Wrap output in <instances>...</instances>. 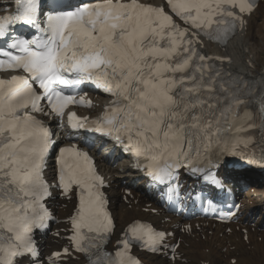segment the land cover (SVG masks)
I'll return each mask as SVG.
<instances>
[{
    "label": "snow or ice",
    "instance_id": "6c2138e0",
    "mask_svg": "<svg viewBox=\"0 0 264 264\" xmlns=\"http://www.w3.org/2000/svg\"><path fill=\"white\" fill-rule=\"evenodd\" d=\"M13 4L0 14V264H57L62 254L75 253L87 264H143L133 246L161 253L174 235L134 220L109 251L115 224L105 180L77 144L56 151L43 118L106 137L168 200L179 195L183 173L213 190L201 198L213 207L216 189H223L222 158L264 161V97L253 106L248 81L224 67L231 58L203 51L245 30L264 0ZM24 26L28 33L18 30ZM85 85L109 97L94 118L70 110L92 106L80 94ZM57 196L74 200L67 218L71 248L45 261L35 236L53 219L49 202ZM238 211L233 204L220 219ZM178 247H171V264H178Z\"/></svg>",
    "mask_w": 264,
    "mask_h": 264
},
{
    "label": "bare ground",
    "instance_id": "6f19581e",
    "mask_svg": "<svg viewBox=\"0 0 264 264\" xmlns=\"http://www.w3.org/2000/svg\"><path fill=\"white\" fill-rule=\"evenodd\" d=\"M258 25V30H256V26ZM255 26V27H254ZM262 38L264 39V4L256 10V12L251 16L249 20V25L247 31L242 33L240 36L234 38L230 42L228 55L234 57V62L232 66L238 69L240 72L244 74H257L258 77L264 79V57L262 51H264V45L262 44ZM249 65V66H248ZM65 134H63L64 136ZM93 153L97 155L100 159H105L106 152L101 151V146L97 142ZM101 170L105 169V164H99ZM238 177H244L247 180L254 177L252 173H239L236 175V179ZM130 180L127 181V183ZM114 184H118L116 188L114 185L109 190V194L112 197V200L119 208H116L115 205V214H120L122 209L125 207L123 203L120 202V198H116L117 193H120V181L115 180ZM264 186V184H261ZM135 186H139L135 184ZM132 192H135L132 190ZM142 195H146L143 190H139ZM115 199V200H114ZM257 207L256 204H254ZM118 209H120L119 213ZM255 210V209H254ZM263 212H259L258 215H262ZM138 215V213L133 210H125L124 215L121 219V225H124L134 217ZM144 217V215H142ZM264 219V216H263ZM260 217L257 220H250L247 228L249 229V238L248 242H244L242 240V234L239 232H234L231 236H222L217 237L216 235L211 238L195 239L188 238V247L182 246L181 249L184 252V258L186 259V263L179 264H200L201 261L209 260L210 264H230V259L234 258L237 260L238 264H264V232L258 230L261 225ZM254 222V232H251L252 226L251 223ZM200 230H194L193 232L196 234ZM201 233L203 231L201 230ZM256 237H260V241L256 239ZM49 243V238H47L45 244ZM205 250H208V254H205ZM148 264H166L165 260L161 258H153L148 256L147 259ZM69 264H74L70 262Z\"/></svg>",
    "mask_w": 264,
    "mask_h": 264
},
{
    "label": "rangeland",
    "instance_id": "374dc122",
    "mask_svg": "<svg viewBox=\"0 0 264 264\" xmlns=\"http://www.w3.org/2000/svg\"><path fill=\"white\" fill-rule=\"evenodd\" d=\"M255 27V26H254ZM256 30H258V25L256 26ZM262 44L264 45V39L262 38ZM262 53H263V57H264V51H262ZM264 60V59H263ZM118 194H120V193H117V194H114V195H116V198L118 199ZM115 200V199H114ZM115 205H116V200H115V203H114ZM116 208H119L117 205H116ZM120 209H118V212L117 213H119L120 211H119ZM253 223V222H252ZM252 223H251V226H252Z\"/></svg>",
    "mask_w": 264,
    "mask_h": 264
}]
</instances>
